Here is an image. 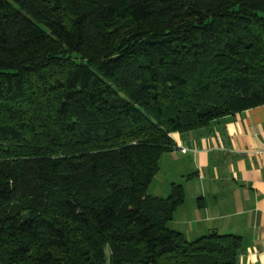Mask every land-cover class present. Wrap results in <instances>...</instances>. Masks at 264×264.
I'll return each mask as SVG.
<instances>
[{
	"label": "trees",
	"instance_id": "trees-1",
	"mask_svg": "<svg viewBox=\"0 0 264 264\" xmlns=\"http://www.w3.org/2000/svg\"><path fill=\"white\" fill-rule=\"evenodd\" d=\"M262 105L264 0H0V264H236L147 191L172 134Z\"/></svg>",
	"mask_w": 264,
	"mask_h": 264
},
{
	"label": "crops",
	"instance_id": "crops-1",
	"mask_svg": "<svg viewBox=\"0 0 264 264\" xmlns=\"http://www.w3.org/2000/svg\"><path fill=\"white\" fill-rule=\"evenodd\" d=\"M171 139L175 148L160 163L173 168L156 197L177 184L185 198L169 228L187 241L213 232L239 237L236 264H264V105Z\"/></svg>",
	"mask_w": 264,
	"mask_h": 264
},
{
	"label": "rangeland",
	"instance_id": "rangeland-1",
	"mask_svg": "<svg viewBox=\"0 0 264 264\" xmlns=\"http://www.w3.org/2000/svg\"><path fill=\"white\" fill-rule=\"evenodd\" d=\"M120 41H123L122 36L116 39L114 43L117 44V43H120ZM160 167H161V170H160ZM170 168H173V165H171V163H168V162L166 163V160H163V163L161 164L159 160V172L152 179L149 185L148 191H147L150 196L156 197L158 196L157 194H161V189L165 185L164 183H166L167 181Z\"/></svg>",
	"mask_w": 264,
	"mask_h": 264
},
{
	"label": "built area",
	"instance_id": "built-area-1",
	"mask_svg": "<svg viewBox=\"0 0 264 264\" xmlns=\"http://www.w3.org/2000/svg\"><path fill=\"white\" fill-rule=\"evenodd\" d=\"M180 151H181V153H183V154H185V153L187 152L186 149H181Z\"/></svg>",
	"mask_w": 264,
	"mask_h": 264
}]
</instances>
